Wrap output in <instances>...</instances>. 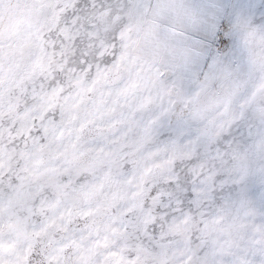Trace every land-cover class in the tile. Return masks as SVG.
Returning <instances> with one entry per match:
<instances>
[{"label": "rangeland", "instance_id": "rangeland-1", "mask_svg": "<svg viewBox=\"0 0 264 264\" xmlns=\"http://www.w3.org/2000/svg\"><path fill=\"white\" fill-rule=\"evenodd\" d=\"M40 2L0 0V78L4 45L12 65ZM165 2L64 0L68 67L89 75L75 100L51 108L41 96L56 78L20 85L17 114L35 108L37 119L8 147H47L27 172L0 176V264H264V117L254 112L264 95L240 108L264 82V0H171L191 18ZM130 20L155 34L145 37L155 74L139 61L117 67L116 33ZM73 142L72 155L52 159Z\"/></svg>", "mask_w": 264, "mask_h": 264}, {"label": "clouds", "instance_id": "clouds-1", "mask_svg": "<svg viewBox=\"0 0 264 264\" xmlns=\"http://www.w3.org/2000/svg\"><path fill=\"white\" fill-rule=\"evenodd\" d=\"M61 3H64V0H43V2L38 3V15L36 22H34L33 30L23 37V43L20 45L23 54L12 65L9 64V47L7 44L4 45V76L0 78V84H3L4 88L0 92V99H2L0 120L5 121V126L0 129V139L5 142L0 143V176H4L10 170L27 172L31 164L39 162V159L31 161L30 157H39L41 150L47 147V145L34 146V150L30 152L20 150L19 153L15 147H8L12 142V138H18L21 134L27 137L29 130L32 128V121L37 119L36 116L30 114L35 111V108L28 109L22 114H17V105L24 103L21 99L24 88H21L20 85L32 76L37 78L44 77L45 85L53 78H56V85L53 86L52 91L45 93L47 99L45 100V96H41V100L47 103L49 108L61 101L67 102L68 96H71L75 100L76 96L84 91L83 85L86 83V77L89 75L88 69L85 68L81 71L75 66L68 67L69 59L71 55L75 54L76 50L72 48L71 43L62 44L59 39L63 35L65 40H70L69 29L64 26L62 15L70 5L64 3V6L58 9L57 4ZM105 22L108 29H113L115 18H113L111 23H108L107 20ZM138 32L137 21L130 20L128 24L116 33V41L120 43L121 47L118 56L120 63L117 67H124L126 64H134L139 61L145 73L151 70L155 74L160 70V65L156 56L145 44V37L152 36L154 38L155 34L147 31L139 34ZM53 33H55L56 39H53ZM74 35H81V32L77 30ZM92 35L98 36L102 43L111 40V35L103 30H100L98 33L94 32ZM54 45H60V49L56 50ZM89 47L91 51H94V49H91V46ZM108 47H111L110 43ZM70 49L71 51H69ZM129 57H131V60H129ZM73 65H75V61H73ZM137 71L139 72L140 69ZM108 74V72H105L104 76L106 77ZM161 74L163 73L161 72ZM94 79H98V74H96ZM61 80H63V84H61ZM12 81L15 82L13 83ZM69 88L73 89V91L68 92L67 96L61 97L60 93ZM14 89L17 92H14ZM88 90L90 91L91 88L89 87ZM79 103L80 101L77 100L76 104H69L65 110L74 109ZM9 120L11 124H7ZM17 122H19V127L13 133L10 131V128L12 125L17 124ZM60 135L56 136L57 141L60 140ZM29 143H31L30 140ZM51 143L52 140L50 138L49 144ZM58 147L59 145L57 144ZM74 147L75 144L73 142L71 145H66L62 152H57L55 148L50 149L54 154L52 159L54 160L58 156H63L66 152L72 155L71 149ZM21 161H23L21 167L16 169L17 164H20Z\"/></svg>", "mask_w": 264, "mask_h": 264}, {"label": "snow or ice", "instance_id": "snow-or-ice-1", "mask_svg": "<svg viewBox=\"0 0 264 264\" xmlns=\"http://www.w3.org/2000/svg\"><path fill=\"white\" fill-rule=\"evenodd\" d=\"M162 11H168V12H175L177 15L183 16V17H188L191 18V13L188 9L186 8H180L177 9L174 4L171 3V0H167V2L162 4ZM261 59H264V51L260 52L257 54ZM236 89L239 91L244 85L237 83L235 85ZM264 95V82H261L256 89L251 93L249 97L246 99L240 101V108L243 110L245 107V104H250L254 102V100L257 97V94ZM262 113H264V108L260 109ZM244 112H240V117L243 118Z\"/></svg>", "mask_w": 264, "mask_h": 264}, {"label": "bare ground", "instance_id": "bare-ground-1", "mask_svg": "<svg viewBox=\"0 0 264 264\" xmlns=\"http://www.w3.org/2000/svg\"><path fill=\"white\" fill-rule=\"evenodd\" d=\"M175 102L179 103L180 101H175ZM177 103H176V105H177ZM181 109H182V111H183V108L181 107V104H178V106H177L178 113H180L179 111H181ZM177 110H176V111H177ZM253 110H254V108H253ZM255 110H256V111H255ZM255 110H254V112H256L257 114H259L260 117H261V116L264 117V113H262L261 110H259L258 108L255 109ZM256 113H255V115H256ZM253 114H254V113H253Z\"/></svg>", "mask_w": 264, "mask_h": 264}]
</instances>
